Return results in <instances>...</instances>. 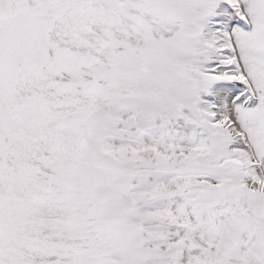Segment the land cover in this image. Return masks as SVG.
Segmentation results:
<instances>
[{"label": "snow or ice", "instance_id": "snow-or-ice-1", "mask_svg": "<svg viewBox=\"0 0 264 264\" xmlns=\"http://www.w3.org/2000/svg\"><path fill=\"white\" fill-rule=\"evenodd\" d=\"M0 264H264V0H0Z\"/></svg>", "mask_w": 264, "mask_h": 264}]
</instances>
